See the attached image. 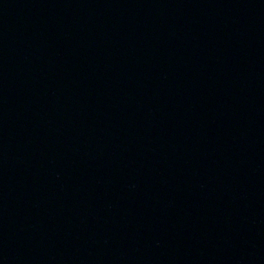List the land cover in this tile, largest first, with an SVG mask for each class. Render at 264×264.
Masks as SVG:
<instances>
[{"label": "water", "instance_id": "obj_1", "mask_svg": "<svg viewBox=\"0 0 264 264\" xmlns=\"http://www.w3.org/2000/svg\"><path fill=\"white\" fill-rule=\"evenodd\" d=\"M0 264H264V0H0Z\"/></svg>", "mask_w": 264, "mask_h": 264}]
</instances>
